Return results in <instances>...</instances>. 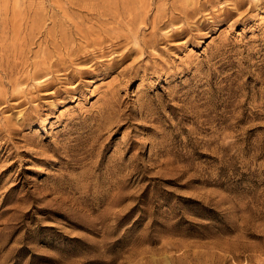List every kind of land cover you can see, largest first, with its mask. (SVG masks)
I'll use <instances>...</instances> for the list:
<instances>
[{
    "label": "rangeland",
    "instance_id": "1",
    "mask_svg": "<svg viewBox=\"0 0 264 264\" xmlns=\"http://www.w3.org/2000/svg\"><path fill=\"white\" fill-rule=\"evenodd\" d=\"M0 264H264V0H0Z\"/></svg>",
    "mask_w": 264,
    "mask_h": 264
}]
</instances>
